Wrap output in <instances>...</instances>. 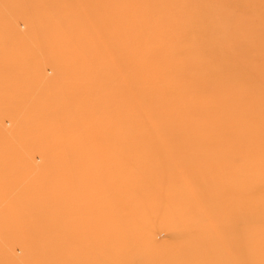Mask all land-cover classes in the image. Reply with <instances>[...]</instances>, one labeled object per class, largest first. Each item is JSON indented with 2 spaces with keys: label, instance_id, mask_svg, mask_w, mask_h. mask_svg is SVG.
<instances>
[{
  "label": "rangeland",
  "instance_id": "374dc122",
  "mask_svg": "<svg viewBox=\"0 0 264 264\" xmlns=\"http://www.w3.org/2000/svg\"><path fill=\"white\" fill-rule=\"evenodd\" d=\"M261 93L264 0H0V264H264Z\"/></svg>",
  "mask_w": 264,
  "mask_h": 264
},
{
  "label": "bare ground",
  "instance_id": "6f19581e",
  "mask_svg": "<svg viewBox=\"0 0 264 264\" xmlns=\"http://www.w3.org/2000/svg\"><path fill=\"white\" fill-rule=\"evenodd\" d=\"M191 14H193V12L191 13ZM210 16H212V15H210ZM216 30H219V29H216ZM217 34H219V33H217ZM207 35L206 34H203V37H206ZM223 54L226 56V57H230V53H229V51L226 53V52H223ZM219 57H217L216 59H218ZM234 61V60H233ZM243 64H246V63H238V64H234V66L235 67H229L228 69H224V70H221V71H219L218 73H215V77H221V78H224V77H229V76H232V78H233V82H234V84H239L241 81H239L238 79H239V75L237 74L239 71H242L243 69L242 68H240V67H246V66H244ZM203 81H205V80H203ZM209 85V84H208ZM212 85V84H211ZM183 87V86H182ZM178 89V88H177ZM194 89V88H193ZM262 95V96H261ZM261 95H260V99L262 100V101H264V93H261ZM138 141H136V143H138V142H141L142 141V139L141 138H139V139H137Z\"/></svg>",
  "mask_w": 264,
  "mask_h": 264
}]
</instances>
